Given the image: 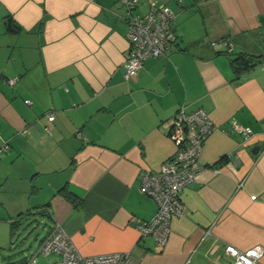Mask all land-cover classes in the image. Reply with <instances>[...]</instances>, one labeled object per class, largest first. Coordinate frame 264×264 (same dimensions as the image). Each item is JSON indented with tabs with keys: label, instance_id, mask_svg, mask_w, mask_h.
I'll return each instance as SVG.
<instances>
[{
	"label": "crops",
	"instance_id": "0c3cea01",
	"mask_svg": "<svg viewBox=\"0 0 264 264\" xmlns=\"http://www.w3.org/2000/svg\"><path fill=\"white\" fill-rule=\"evenodd\" d=\"M156 1L175 13L173 41L126 77L120 0H0V205L10 224L46 210L44 236L59 222L82 255L233 264L225 244L264 246V0ZM248 55L261 57L235 69ZM181 107L203 108L215 128L154 251L132 222L157 208L138 185L175 152L167 122Z\"/></svg>",
	"mask_w": 264,
	"mask_h": 264
},
{
	"label": "built area",
	"instance_id": "2783aa9c",
	"mask_svg": "<svg viewBox=\"0 0 264 264\" xmlns=\"http://www.w3.org/2000/svg\"><path fill=\"white\" fill-rule=\"evenodd\" d=\"M127 13V38L129 50L125 58V76L135 74L148 57L164 53L174 37L175 13L168 3L152 0L144 14L135 12L138 0H120ZM227 43V41H224ZM10 83L14 79H9ZM31 103V99H26ZM48 119L54 114L49 112ZM168 135L176 146L175 152L164 160L158 169L142 174L138 189L151 196L157 205L150 218H133L132 222L140 237L150 236L154 240V251H161L167 243L171 219L184 212L182 189L195 180L203 144L215 128L207 112L198 107L191 111L181 107L168 119ZM234 127L248 137L252 130L232 122ZM6 148V145L2 146ZM225 252L234 257L233 264H258L264 246L255 244L244 250L225 244ZM56 254L59 259L49 264H136L130 251H114L93 255H82L72 242L61 223L55 222L42 239L37 253L25 264H36V256Z\"/></svg>",
	"mask_w": 264,
	"mask_h": 264
},
{
	"label": "rangeland",
	"instance_id": "374dc122",
	"mask_svg": "<svg viewBox=\"0 0 264 264\" xmlns=\"http://www.w3.org/2000/svg\"><path fill=\"white\" fill-rule=\"evenodd\" d=\"M50 220L47 216L28 214L11 227L10 218L0 205V264H25L37 253ZM59 259L56 254L38 253L36 264H49Z\"/></svg>",
	"mask_w": 264,
	"mask_h": 264
},
{
	"label": "trees",
	"instance_id": "16d2710c",
	"mask_svg": "<svg viewBox=\"0 0 264 264\" xmlns=\"http://www.w3.org/2000/svg\"><path fill=\"white\" fill-rule=\"evenodd\" d=\"M8 26L10 28L14 26L11 23L10 19L8 20ZM253 57H257V60L254 61V59H256V58H253ZM259 57H261V56L260 55H250V56L248 55V56H246V58H243L242 56H235L234 58H232L231 63L233 64L235 69H236V67L239 70L240 69H245V68H248L250 66L255 65L260 60ZM241 62H243V65L239 66ZM30 213H33V214L41 213L42 215H44V214L47 213V211L38 209L37 212H25L24 214L20 213V214H18V216L14 220H12L11 227H13L15 224L19 223V221H20L22 216H26V215H28Z\"/></svg>",
	"mask_w": 264,
	"mask_h": 264
}]
</instances>
